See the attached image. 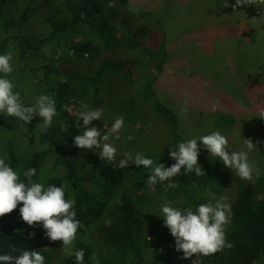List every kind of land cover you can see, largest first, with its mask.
Segmentation results:
<instances>
[{
	"label": "trees",
	"instance_id": "obj_1",
	"mask_svg": "<svg viewBox=\"0 0 264 264\" xmlns=\"http://www.w3.org/2000/svg\"><path fill=\"white\" fill-rule=\"evenodd\" d=\"M108 5L107 0H0V54L11 52L13 69L20 63L18 77L32 75L36 91L51 96L58 112L46 133L40 131L42 122L27 123L24 142L11 137L12 120L0 114V157L21 178L23 170L35 168V181L62 186L65 198L75 201L80 227L72 247L84 250V264H192L196 255L185 259L175 249L161 207L185 211L214 203L230 186L234 172L218 157L199 152L205 175H184L182 169L153 191L145 182L149 169L133 163L113 168L100 159L99 150L91 153L74 144L82 129L68 108L76 112L82 104L102 111L93 122L102 133L123 116L118 138L108 133L118 159L125 152H140L168 167L175 163L170 148L178 150L185 140L178 117L154 87L170 73L167 38L155 27L157 16L145 8L132 27L130 20L113 17ZM66 60L92 61L93 68L74 69ZM32 61L38 64L32 66ZM234 107L217 110L220 126H233ZM61 120L69 125L68 132L60 131ZM256 125L263 124L254 120L250 126ZM153 126L166 134L162 141L153 137ZM227 202L231 219L226 236L233 247L201 256L199 264H264V168L254 183H240ZM20 206L0 217V254L15 245L41 252L45 264H74L62 241H51L41 224L29 226L21 219ZM29 233L34 235L28 238Z\"/></svg>",
	"mask_w": 264,
	"mask_h": 264
},
{
	"label": "rangeland",
	"instance_id": "obj_2",
	"mask_svg": "<svg viewBox=\"0 0 264 264\" xmlns=\"http://www.w3.org/2000/svg\"><path fill=\"white\" fill-rule=\"evenodd\" d=\"M234 5L235 0H228L227 7H220V0H127L123 5L115 0V6L108 9L115 14L113 17L130 20L132 27L138 24V13L145 8L157 16L155 27L167 38L170 57L166 68L170 73L156 81L154 87L159 99L178 117V129L185 140L218 130L228 138L230 150H240L244 138H250L258 149L249 153V159L262 170L264 118L259 115L264 110V5ZM36 64L32 61L30 65ZM65 64L78 70L93 68L92 61L66 60ZM19 67V62L14 63L9 79L15 82L14 91L20 92L22 102L32 104L39 93L32 75L18 77ZM228 105L235 106V122L225 128L217 120V110ZM68 111L74 113L75 108L70 106ZM7 118L12 120L11 137L24 142L27 123ZM254 120L263 125L250 126ZM37 121L42 122L39 116L31 122ZM104 128L106 133L111 126ZM151 131L159 141L166 135L156 126ZM111 134L118 138L119 131ZM197 143L199 152L208 153L200 141ZM89 151L96 153L98 149ZM255 177L252 181L241 180L233 173L221 197L232 198L240 183H254Z\"/></svg>",
	"mask_w": 264,
	"mask_h": 264
},
{
	"label": "clouds",
	"instance_id": "obj_3",
	"mask_svg": "<svg viewBox=\"0 0 264 264\" xmlns=\"http://www.w3.org/2000/svg\"><path fill=\"white\" fill-rule=\"evenodd\" d=\"M235 5H264V0H235ZM235 5L233 7H235ZM109 7L115 6V0H110ZM228 0H220V7H227ZM11 52L0 54V114L14 117L20 122L30 123L35 116L42 120L40 131L46 133L52 126L53 118L58 116L55 100L46 94L39 95L32 104H25L21 94L14 91L16 85L8 76L13 72ZM186 95V93H185ZM183 112H187L186 106ZM76 118L77 129L82 134L74 136L76 147L85 150H99L101 160H106L113 168L125 169L130 163L149 169L146 184L153 191L158 182H164L177 175L194 172L196 176L205 175V171L198 163L200 146L198 141L208 150V153L218 157L223 165L232 170L241 180L252 181L254 175L259 177L261 170L256 162L249 159V153L257 150V143L250 138H244V147L240 150H230L228 138L218 130L208 134L195 136L178 143V150H171L169 155L175 163L166 167L164 163L154 161L143 153H120L109 140V132H118L124 127L123 116L117 117L111 128L103 133L93 123L102 116V111L90 109L82 104L80 109L71 114ZM260 118H264L261 110ZM82 119V124L79 121ZM60 131L68 132L69 125L60 121ZM36 169L29 167L21 173L15 170L6 159L0 157V217L11 213L19 207L21 219L29 226L41 224L46 236L51 241H62V246L68 255H74V264H84V250H73L80 221L76 219L74 200L65 198V189L62 186L49 184L45 187L42 182L33 179ZM193 187L197 185L193 184ZM226 196L206 203H200L193 210L189 207L182 211L165 204L161 207L163 224L175 238V249L183 252L187 259L196 255L192 264H199V257L213 255L225 248H232L233 244L227 241L226 225L231 219V205ZM34 235L29 233L28 238ZM0 264H45V257L36 250L19 249L15 245L5 254H0Z\"/></svg>",
	"mask_w": 264,
	"mask_h": 264
}]
</instances>
